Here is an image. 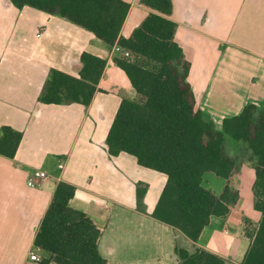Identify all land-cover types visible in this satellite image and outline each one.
I'll list each match as a JSON object with an SVG mask.
<instances>
[{
	"label": "crops",
	"instance_id": "crops-1",
	"mask_svg": "<svg viewBox=\"0 0 264 264\" xmlns=\"http://www.w3.org/2000/svg\"><path fill=\"white\" fill-rule=\"evenodd\" d=\"M123 1L129 9L120 35L128 38L150 10L140 0ZM171 2L169 18L176 25L174 40L190 64L187 82L195 108L220 127L244 106H261L264 0ZM83 52L106 60L90 103L38 102L51 69L78 77ZM114 55L63 18L0 0V128L22 134L12 158L0 155V264H42L49 257L34 239L59 182L75 188L69 206L85 213L100 231L98 252L107 264H178L176 245L241 264L261 219L254 207L252 164L243 162L228 179L237 201L226 215L210 217L197 242L155 220L152 213L166 175L139 166L127 153L112 157L106 149L121 101L134 97ZM37 169L49 177L29 185ZM211 177L220 183L219 194L225 182ZM138 184L146 186L143 211L137 208ZM31 254L39 261L30 260Z\"/></svg>",
	"mask_w": 264,
	"mask_h": 264
},
{
	"label": "trees",
	"instance_id": "trees-1",
	"mask_svg": "<svg viewBox=\"0 0 264 264\" xmlns=\"http://www.w3.org/2000/svg\"><path fill=\"white\" fill-rule=\"evenodd\" d=\"M18 9L30 7L63 18L90 32L111 51L114 45L130 53L114 63L126 75L134 97L124 98L105 139L110 156L127 153L139 166L166 175L152 217L179 232L192 243L210 217H221L238 198L228 179L248 161L255 171L254 207L261 219L241 264H264V102L249 104L240 114L224 118L221 126L195 108L187 82L190 64L174 40L176 25L170 20L171 0H140L150 13L128 38L120 35L129 5L123 0H10ZM81 69L72 77L51 69L38 102L87 106L96 91L106 60L88 52L80 55ZM22 134L0 128V155L12 158ZM245 143L244 154L231 155L226 141ZM210 174L225 182L215 194L204 186ZM146 186L137 185V208L143 211ZM75 188L56 185L34 239L48 254L42 264H107L98 252L100 231L81 211L69 206ZM178 264H232L206 250L193 252L175 246Z\"/></svg>",
	"mask_w": 264,
	"mask_h": 264
},
{
	"label": "rangeland",
	"instance_id": "rangeland-1",
	"mask_svg": "<svg viewBox=\"0 0 264 264\" xmlns=\"http://www.w3.org/2000/svg\"><path fill=\"white\" fill-rule=\"evenodd\" d=\"M245 143L243 142H235L231 139H227L226 141V151L231 154V155H241L244 154V149H245ZM244 158L247 159V155L244 154ZM212 175H207L204 179V186L212 189L214 193H217L219 188H220V183L218 181H215V179H213V177H211ZM219 181H221V179H217ZM250 231L254 230V227L249 229ZM249 231V232H250Z\"/></svg>",
	"mask_w": 264,
	"mask_h": 264
},
{
	"label": "built area",
	"instance_id": "built-area-1",
	"mask_svg": "<svg viewBox=\"0 0 264 264\" xmlns=\"http://www.w3.org/2000/svg\"><path fill=\"white\" fill-rule=\"evenodd\" d=\"M111 52L114 54H119V55L123 56L124 58L130 57V53L128 51L121 49L117 45L113 46ZM57 167H58V169L61 170L63 168V162H59L57 164ZM48 177H49V174L46 171L39 170V169L33 170L28 177L27 183L29 185H34V184L38 183L39 181L47 179ZM30 260L39 261V258L35 254H31Z\"/></svg>",
	"mask_w": 264,
	"mask_h": 264
}]
</instances>
